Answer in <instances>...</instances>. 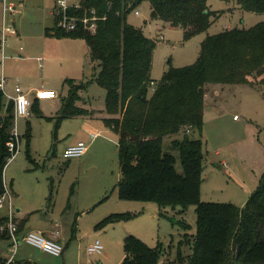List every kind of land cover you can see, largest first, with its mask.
Wrapping results in <instances>:
<instances>
[{
	"label": "trees",
	"instance_id": "trees-1",
	"mask_svg": "<svg viewBox=\"0 0 264 264\" xmlns=\"http://www.w3.org/2000/svg\"><path fill=\"white\" fill-rule=\"evenodd\" d=\"M145 1L150 2L154 19L182 28L185 40L206 31L221 14L209 0H81V6L71 14L80 19L96 15L95 30L86 28L82 20L74 30L47 29V34L85 39L96 70L92 79L71 83L59 119L87 111L75 104L80 89L92 82L103 87L106 111L111 115L106 120L118 135L119 197L153 201L161 216L185 229L176 256L164 261L170 245L159 242L150 246L136 235H127L122 264H264V173L244 206L203 201L206 152L202 137H192L193 132H202L207 82L264 85V21L249 28L226 27L208 34L201 41L196 61L171 66L156 80L152 68L158 39L128 20ZM226 1H237L243 10L264 13V0ZM152 82H156L154 90ZM4 100L0 90V197L6 191L5 168L14 154L8 145L15 125L14 102ZM180 133L183 136L177 135ZM170 135L177 136L165 142ZM26 136L27 154L32 158L30 125ZM48 198L52 202L53 192ZM190 205L195 206L197 215L194 233L188 231L190 225L184 218L175 217ZM138 214L114 212L97 227L131 220ZM25 223L26 219L18 222V235ZM0 240L11 241L8 217L1 209ZM184 246L189 247V253Z\"/></svg>",
	"mask_w": 264,
	"mask_h": 264
},
{
	"label": "rangeland",
	"instance_id": "rangeland-1",
	"mask_svg": "<svg viewBox=\"0 0 264 264\" xmlns=\"http://www.w3.org/2000/svg\"><path fill=\"white\" fill-rule=\"evenodd\" d=\"M74 1L76 0H69V3L73 4ZM15 3L20 9L17 15L8 9L3 11L0 5V21L2 19L3 22L5 15L8 23L13 24L15 17V29L20 31L19 36L8 37V47L6 46L4 50L0 48V77L2 67L6 66L5 75L13 79V85L18 80L22 88L29 87V85L39 86L44 83L42 75L44 71L48 73L50 66L46 64L41 69L37 63L23 65L15 61V58L26 55V35H39L47 26H54L55 5L52 6V0H45V2L44 0H26L27 8L23 9V4L20 5L18 1ZM10 4L8 2V5ZM209 4L213 9L221 10V14L213 18L211 26L206 31L188 40L184 39L182 28L154 19L151 16V4L148 1L136 8L140 10V14L135 13L136 9L129 14L128 20L131 23L141 27L148 36L158 39L153 54L152 77L154 79L160 80L171 66L178 67L196 61L200 53L201 41L208 34L217 33L227 26L249 28L259 21H264V13L243 10L237 1L209 0ZM12 38L16 40L12 41ZM33 38L37 40V37H28L30 40ZM82 65L78 79H91L94 68L90 60ZM53 82L56 87L53 89L59 95L55 98L44 99L41 107L42 111L47 114L57 113V116L50 122L39 117L35 110L31 109L28 118L33 134L32 158L28 157L26 152V138L24 137L27 127L26 118L17 120L21 150L5 168V181L12 194L14 208L30 213L35 207L38 209V216L46 217L55 212L58 218L62 217L65 221H69L67 218L71 215L76 220L77 207L79 206L82 211L88 200L102 191L100 199L107 195L106 202L96 207L93 212L80 215L75 224L77 230L80 228L82 236L87 235L80 251L83 263H87L91 258L93 264H101V262L102 264H120L125 250L123 238L119 240L118 236H114L117 232L136 235L150 246H155L161 241L167 247L173 242L169 249L165 247L167 254L162 261L174 258L178 240L183 237L185 229L179 223L173 224L167 217L160 216L159 206L155 202L126 200L118 195L116 180L120 173L119 148L117 134L114 130H105L104 121L96 119L92 123L94 128L87 131L83 128L79 129L78 119H70L65 121L61 128L58 126V139L56 138V125L59 123V115L62 112L58 111L62 101L60 96L68 93L69 85L65 84L63 79L59 82L54 78ZM204 90L205 109L202 132L192 133L194 138L202 137L206 152L201 199L232 202L244 206L256 190L264 173V85L207 82ZM105 94L106 90L95 82L87 89L79 90L78 104L102 112V109H106ZM91 131H101V135L98 141L92 143L89 154L78 158H66L64 156L65 145L71 139H82L89 144L90 136L88 135ZM177 135L183 136L181 133ZM174 136H167L165 142H170ZM54 142L55 149L52 147ZM223 160L226 162H222ZM11 182H13V189H11ZM51 192H53V200L49 202L48 197ZM66 202H71V204L64 208ZM101 210L106 211V214L112 211H131L139 212V214L131 220L124 221L125 223L123 221L116 223L114 228L110 225L106 229H95L94 225L97 220L93 216L99 214ZM1 212L7 214V208H2ZM174 214L171 212V215ZM175 217L184 218L190 225L188 229L190 233L196 231L197 215L194 205H190L183 214H176ZM96 239H100L104 244L103 253L90 254L88 245ZM6 244L5 240H0V254H5ZM27 246L28 250L38 249L32 245ZM72 246L63 251L68 257ZM184 249L186 253L190 252L188 246H184ZM17 251L14 255L15 260H19ZM10 254H12L11 251ZM45 259L47 264H63L62 255L52 254L46 256ZM1 260L2 263L5 262ZM14 264L17 263L14 262Z\"/></svg>",
	"mask_w": 264,
	"mask_h": 264
},
{
	"label": "crops",
	"instance_id": "crops-1",
	"mask_svg": "<svg viewBox=\"0 0 264 264\" xmlns=\"http://www.w3.org/2000/svg\"><path fill=\"white\" fill-rule=\"evenodd\" d=\"M18 1L20 3V5H24L23 9L27 8V4H26V0H0V5L2 6L3 11H5V9H8V2L11 3L10 5H15L16 6V15L17 13L20 11L18 7V4H16L15 2ZM49 1V0H46ZM51 1V0H50ZM45 2V0H44ZM56 0H52V6L55 5ZM9 10V9H8ZM53 13V12H52ZM54 14V13H53ZM2 22V19L0 21V26H5L6 31H5V41L2 43V35L0 32V48L1 50H4L6 48V46L8 47L9 42H8V37H10L11 35H15V36H19L20 31L19 29H15L16 25V19L15 17L13 18V24L12 23H8L7 18L5 19V15H4V20ZM170 25V24H169ZM54 26H56V17L54 18ZM52 26V27H54ZM228 27V26H227ZM51 28V26H47L42 34L39 35H26L25 39H26V43H27V47H26V51L25 54L26 55H21L19 58H15V61L17 62H21L23 63V65H29L28 63H37L39 68L43 69L46 64L50 66V69L48 70V73L46 74L44 71V75H42V79L44 81V83H41V85L39 86H32L29 85V87L24 86L23 89L24 91L30 95H32V105L33 102L34 106L32 107V110H39L40 114L39 117H42L48 121L51 122V120L57 116L56 114H47L46 112L42 111V102L44 101V99H39L36 97V91L41 89V88H47V89H53L56 88L53 85V81L54 78H56L59 82H61V80L63 79V82L69 85L68 88V93L66 95H62L60 97L61 98V108L58 111H61L62 106L64 105L66 99L68 98L69 92H70V88H71V83H79L81 81H87V79H81L79 80V70L81 67H83V63L87 62L88 60H90V63L92 64V67L94 68V73H95V63L92 61L91 57H90V53H89V47L87 45V42L85 41V39L83 38H75V37H70V36H55L53 34H47V29ZM230 28V27H229ZM28 37H37L33 38L32 40L28 39ZM12 41H15L16 38H12ZM3 45V46H2ZM4 47V48H3ZM25 49V48H24ZM46 61V63H45ZM94 73L91 77V79L94 76ZM2 74H6V66L2 67ZM9 74V73H8ZM31 76V75H28ZM8 83L5 87L6 93H4L2 90V92L4 93V99H6L5 101L8 102L10 101L9 99V94L11 96H13L15 94V88H16V84H18V80L17 83H15V85H13V79L8 78ZM24 80V79H23ZM90 80V79H89ZM95 82H92L91 84H93ZM50 84V85H49ZM45 86H49V87H45ZM89 86V85H88ZM88 88V87H87ZM85 88V89H87ZM79 99H76V106H79L81 108H84L85 111L82 114H75V115H71V116H67V117H63L61 119H59V123L56 125V138L58 139V132L57 129L59 130L58 126H60V128L62 127V124L70 119H78V121H80L79 123V129L83 128L84 130H92L93 127V122L94 120L98 119V120H102L104 121L105 124V130L107 129H112V126L108 123L109 121L106 120V118L111 117V115L105 110L102 109V112H97L95 108H87L84 107L82 105L78 104ZM210 108V107H209ZM19 118H26V130L24 133V137L26 138V146H27V136L26 133L28 131V126H31V122L29 116H19L17 117V119L15 120V125H17V120ZM234 118H236V116H234ZM113 130V129H112ZM95 132V131H91ZM99 133V135H101V131H97ZM115 132V131H114ZM31 133H32V126H31ZM91 133L88 135L90 136V140H89V148L87 150V152L85 153V156H87L89 154L90 151V147L92 145V143L98 141L99 135L96 138H93L91 136ZM20 134V133H19ZM33 135V134H32ZM177 135H175L174 137H176ZM32 137H30V145H29V150L31 153V141H32ZM82 139H71L69 141V143L67 145H65V148L73 143H76L77 141H80ZM117 140H118V135H117ZM19 144H20V140H19ZM118 144V141H117ZM53 149L56 148V144L55 142L52 145ZM64 148V150H65ZM21 150V149H20ZM26 152H27V148H26ZM222 162H226L225 160H223ZM120 179V173L119 176L116 180V184L118 183ZM6 182V181H5ZM6 184V183H5ZM12 184V188L13 189V182H11ZM6 188L7 184H6ZM96 190V189H95ZM102 194V191H100L98 193V195H95L91 200H88V203H86L84 209L81 211L80 207L78 206L76 211H75V219H73L72 215L67 218L69 221H65L63 220L62 217H59L56 215L55 212H52L51 214L47 215L46 217H43L42 215L38 216L39 214L37 213L38 209H34L28 213V212H23L22 209L17 208L16 210V217L18 222H20L23 219H26V223L24 224V227L22 228V231L19 234V237L21 238L20 241V247L17 251V255L19 256V260H15L11 263L14 264H27V263H33V264H47L45 257L52 255L51 253L38 248L36 249V251L34 250H28L27 249V245H30L29 243H27L26 241H24L22 239V236L29 230H38L41 231L44 236H46L47 238H51L54 237V235H56V237L59 239L60 243H62L64 245V251H66L67 248H71V254L68 257L67 255H65V252H63L62 256H63V264H93V261L91 258L88 259L87 263H83L82 261V255L80 253L82 245H83V241L84 238H86V234L84 236H82L81 234V230L80 228L77 230V226H75L76 221L78 220L80 215L86 214V213H91L95 210L96 207H98L99 205H102L103 203L106 202L107 195L105 197H103L102 199H100V196ZM14 204V202H13ZM71 202H66L64 205V208H67L68 206H70ZM117 212V211H115ZM111 213H114L113 211ZM108 213L106 214V211L101 210V212L99 214H95V220H97V222L94 225L95 229H106L107 227H109L111 225V227H116L115 224L122 222H113L110 224H107L105 227L102 228H98L97 227V223L99 221H101L104 217H106L107 215L111 214ZM105 214V215H104ZM158 214L160 215V213L158 212ZM154 215V214H153ZM161 216V215H160ZM164 217V216H162ZM97 218V219H96ZM100 218V219H99ZM94 220V219H93ZM124 222V221H123ZM125 223V222H124ZM113 225V226H112ZM183 235V234H182ZM114 236H118V239L120 240V238H123V245H124V239L127 236L125 233H120L117 232L116 234H114ZM123 236V237H122ZM174 239V237L172 238V240ZM180 240V239H179ZM178 240V241H179ZM4 241V240H3ZM7 242L6 246H7V250L5 252V254H0V258L3 260H6L9 258L10 256V246H11V241L5 240ZM161 242V241H159ZM158 242V243H159ZM169 245H173V242L170 243ZM168 245V246H169ZM89 246V245H88ZM167 246V247H168ZM33 247V245H32ZM35 247V246H34ZM126 256V253H124V255L122 256V261H120L122 264L123 260ZM164 258V257H163ZM102 264V262H101Z\"/></svg>",
	"mask_w": 264,
	"mask_h": 264
},
{
	"label": "built area",
	"instance_id": "built-area-1",
	"mask_svg": "<svg viewBox=\"0 0 264 264\" xmlns=\"http://www.w3.org/2000/svg\"><path fill=\"white\" fill-rule=\"evenodd\" d=\"M6 2V0H5ZM81 6V0H76L72 3H69V0H56L55 8H54V14L56 17V26L60 29H64L66 31L74 30L78 27L80 20H82L83 24L86 28L90 30H95L96 23L94 22L97 18L96 15L90 16V15H84V17H81V19L77 16H74L71 14L72 9H77ZM8 9L15 12L16 6L15 5H9ZM93 14H95V10L93 9L91 11ZM136 14H140V10H135ZM5 26L0 27L1 37H2V43L5 41ZM163 38V36H161ZM8 77L4 74L0 77V90H2L4 93H6L5 87L8 83ZM156 82H152V89H155ZM59 94L54 89H47V88H41L36 91V97L39 99H49V98H55ZM9 99L13 100L14 102V115L15 120L19 116H30L31 109H32V99L30 98L29 94H27L24 89L19 85L16 84L15 88V94L11 96L9 94ZM99 135L98 132H92L91 136L93 138H96ZM20 135L17 133V126L14 125L12 130V138L8 142V145L11 150L14 151V154L10 158L13 159L16 154L20 151L19 147V140ZM89 148V144L83 140L77 141L76 143L68 145L64 150V156L68 159L71 158H78L85 155ZM6 207L7 208V217H8V228L11 235V246L10 251L12 254H10L9 258L6 259V261L3 264H11L14 261V255L18 249V246L20 244L21 238L17 234L18 230V220L16 217V210L14 208L13 204V197L8 188H6V191L4 194L0 197V209ZM22 239L26 241L27 243L41 248L53 255H62L64 251V245L60 243L59 239L54 235V237L47 238L44 236V234L41 231L38 230H29L27 231L23 236ZM104 250V244L100 239H96L93 243H91L88 246V252L90 254L94 253H103Z\"/></svg>",
	"mask_w": 264,
	"mask_h": 264
}]
</instances>
